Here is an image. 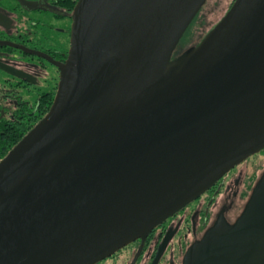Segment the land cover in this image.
Here are the masks:
<instances>
[{
	"label": "water",
	"instance_id": "obj_1",
	"mask_svg": "<svg viewBox=\"0 0 264 264\" xmlns=\"http://www.w3.org/2000/svg\"><path fill=\"white\" fill-rule=\"evenodd\" d=\"M79 0L52 106L0 160V264H96L264 150V0ZM183 264H264V172Z\"/></svg>",
	"mask_w": 264,
	"mask_h": 264
},
{
	"label": "flooded vegetation",
	"instance_id": "obj_2",
	"mask_svg": "<svg viewBox=\"0 0 264 264\" xmlns=\"http://www.w3.org/2000/svg\"><path fill=\"white\" fill-rule=\"evenodd\" d=\"M78 2L0 0V148L18 144L52 106L72 46ZM244 162L144 239L96 264H183L188 248L220 217L233 222L242 212L258 179L245 174Z\"/></svg>",
	"mask_w": 264,
	"mask_h": 264
},
{
	"label": "rangeland",
	"instance_id": "obj_3",
	"mask_svg": "<svg viewBox=\"0 0 264 264\" xmlns=\"http://www.w3.org/2000/svg\"><path fill=\"white\" fill-rule=\"evenodd\" d=\"M234 1L235 0H208L189 25L175 53L177 51L176 54L182 53L191 48V46L193 47L197 43H200L208 32L225 16ZM178 49L182 50V52H179ZM241 168L245 170L247 176L259 178L264 171V151L246 159L241 165ZM243 205L244 204L241 203V205L238 206L240 210Z\"/></svg>",
	"mask_w": 264,
	"mask_h": 264
},
{
	"label": "trees",
	"instance_id": "obj_4",
	"mask_svg": "<svg viewBox=\"0 0 264 264\" xmlns=\"http://www.w3.org/2000/svg\"><path fill=\"white\" fill-rule=\"evenodd\" d=\"M5 145V146H4ZM15 144H3V146L0 148V158L3 157V155L7 152L9 148L14 146Z\"/></svg>",
	"mask_w": 264,
	"mask_h": 264
}]
</instances>
